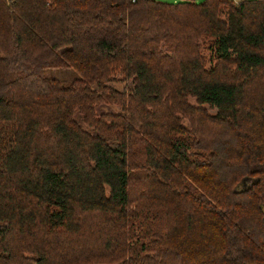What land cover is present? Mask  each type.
<instances>
[{"label": "trees", "instance_id": "trees-1", "mask_svg": "<svg viewBox=\"0 0 264 264\" xmlns=\"http://www.w3.org/2000/svg\"><path fill=\"white\" fill-rule=\"evenodd\" d=\"M119 261L264 264V0H0V264Z\"/></svg>", "mask_w": 264, "mask_h": 264}, {"label": "rangeland", "instance_id": "rangeland-1", "mask_svg": "<svg viewBox=\"0 0 264 264\" xmlns=\"http://www.w3.org/2000/svg\"><path fill=\"white\" fill-rule=\"evenodd\" d=\"M158 2H162V3H167V4H177L179 3L181 0H155ZM204 0H195V3H201ZM226 1H232L234 4L238 3V1H244V0H226ZM213 42L214 40L208 36H202L199 40V47H200V53L205 57L206 60V67H211L214 64V47H213ZM162 50H164V48H162ZM45 75L47 77H51V78H57L61 81H63L66 84H69L70 82L73 81L74 78L77 77V74L75 71L71 70V69H63V68H53V69H47L45 71ZM119 72H115L114 76H118ZM115 85H119L117 83H114ZM187 101L189 104L191 105H196L195 103V99L192 97H188ZM203 107H205L207 109V112L211 115H215L216 114V109H210L208 108L206 105H203ZM112 111V112H118L120 111V107L116 106L114 104L111 103H104L101 106L97 107V112L101 113L102 111ZM182 125L186 128L189 127V123L186 119H182ZM138 222V221H137ZM137 222L135 225V230L138 232L140 230V228H138L137 226ZM29 256V255H27ZM33 257V256H32ZM103 264H122V262H114V263H103Z\"/></svg>", "mask_w": 264, "mask_h": 264}, {"label": "built area", "instance_id": "built-area-1", "mask_svg": "<svg viewBox=\"0 0 264 264\" xmlns=\"http://www.w3.org/2000/svg\"><path fill=\"white\" fill-rule=\"evenodd\" d=\"M135 0H131V2H134Z\"/></svg>", "mask_w": 264, "mask_h": 264}, {"label": "crops", "instance_id": "crops-1", "mask_svg": "<svg viewBox=\"0 0 264 264\" xmlns=\"http://www.w3.org/2000/svg\"><path fill=\"white\" fill-rule=\"evenodd\" d=\"M238 2H240V1H238Z\"/></svg>", "mask_w": 264, "mask_h": 264}]
</instances>
